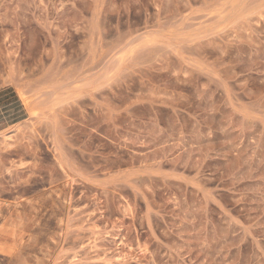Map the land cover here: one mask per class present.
Masks as SVG:
<instances>
[{
	"label": "rangeland",
	"instance_id": "1",
	"mask_svg": "<svg viewBox=\"0 0 264 264\" xmlns=\"http://www.w3.org/2000/svg\"><path fill=\"white\" fill-rule=\"evenodd\" d=\"M0 264H264V0H0Z\"/></svg>",
	"mask_w": 264,
	"mask_h": 264
}]
</instances>
